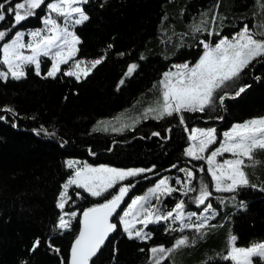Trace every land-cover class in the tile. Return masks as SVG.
Here are the masks:
<instances>
[{
    "label": "trees",
    "instance_id": "trees-1",
    "mask_svg": "<svg viewBox=\"0 0 264 264\" xmlns=\"http://www.w3.org/2000/svg\"><path fill=\"white\" fill-rule=\"evenodd\" d=\"M216 3L217 0H89L84 8L90 19L75 28L82 41L76 58L87 61L105 54L107 58L87 78L78 82L61 72L55 79H42L29 67L25 79L0 81V106L12 107L19 114L9 116L15 127L11 122L0 121V264H61V260L67 264L79 231L80 213L103 202V198L71 189L65 211L77 212L72 230L61 234L54 228L61 214L56 207L58 193L71 171L66 168L69 159L121 169L154 166L152 172L121 182L135 184L127 203L143 195L160 178L178 175V168L197 165L206 169L203 163L184 154L190 145L189 134L175 117L159 121L140 118L134 128L123 132L93 129L122 114H139L141 109L156 103L160 99L162 73L170 71L174 64L195 63L203 53L199 40L214 43L222 36L230 38L245 24L257 32L264 30L260 28L264 24V0H219L218 9ZM43 14L37 10V16L22 22L13 32L41 27L39 17ZM212 15L218 17L215 24ZM205 19V31L194 33L193 25ZM10 23L11 17L0 28L9 27ZM208 31H219L220 36L209 37ZM109 44L112 49H107ZM141 55L144 59H140ZM132 63L138 64V69L118 88ZM49 65L50 60L44 59L42 75ZM240 83L251 87L240 97L225 100L223 107L217 104V111L185 113L188 127H214L222 134L235 123L264 116V58L244 69ZM41 126L48 134H38L36 130ZM168 127H172L170 133L166 131ZM153 132L160 135L152 136ZM256 155L261 163L246 171L252 183L264 187V151ZM174 164L177 168H172ZM203 175L211 182L210 176ZM233 195L237 196L235 201L231 200ZM176 196L181 195L177 192L163 198L170 205L168 208L178 202ZM191 197L184 200L191 201ZM210 200L220 213L210 223L222 227L210 228L203 238L188 230L168 232V228H177L169 221L144 229L152 233L147 242L129 240L118 227L94 264H149L150 247H171L176 238L184 235L190 239L195 236V242L170 253L162 264H231L219 255L226 254L230 233L238 237V246L264 241V192L253 188L240 189L239 193L213 192ZM241 200L247 203L246 210L239 209ZM187 208L198 209L194 205ZM37 237L41 245L31 252ZM49 242L60 252L49 248Z\"/></svg>",
    "mask_w": 264,
    "mask_h": 264
},
{
    "label": "snow or ice",
    "instance_id": "snow-or-ice-1",
    "mask_svg": "<svg viewBox=\"0 0 264 264\" xmlns=\"http://www.w3.org/2000/svg\"><path fill=\"white\" fill-rule=\"evenodd\" d=\"M89 0H0V24H3L11 17L10 26L0 28V81L7 82L10 79L19 81L27 77L26 69L31 67L34 74L42 79H55L59 73L67 77H73L78 82L87 78L91 72L107 58L106 54L100 57L84 60L76 59L79 47L82 43L75 32L76 26L84 24L90 19L84 6ZM43 6V8H42ZM219 0L215 5L218 9ZM103 7V4H101ZM264 8V4H261ZM37 10H42L43 15L39 17L43 27L34 30H16L22 22L31 17L37 16ZM211 11V10H209ZM205 16L208 13L204 14ZM218 17L212 15V23H216ZM223 19L222 17L220 18ZM208 20H201L199 24L192 27L194 33L205 31ZM264 29V24L260 25ZM220 36L219 31H208V36ZM30 39L26 42L25 37ZM203 46V53L195 63L184 62L172 65L175 71H165L159 84L162 86L160 99L154 107H148L143 112V119L163 120L175 117L179 125L184 126L188 140L191 142L184 154L193 161H204L207 165L192 168H178L184 173V178H174V182L180 188L173 186L170 178L162 177L147 191L146 195H138L130 199L126 209L121 208L130 190L135 187L134 183L121 184L129 178H136L153 168H129L121 169L107 165L91 166L87 162L69 159L66 161V168L71 170L70 174L62 184V190L58 193L56 207L60 210L58 222L54 226L63 232L72 230V221L77 218V212H66L65 206L71 199L69 189H82L93 198H103L98 203L82 212V219L79 221L80 228L75 235L70 249V257L67 264H90L93 257L105 245L111 233L116 232L118 227L129 240L147 242L152 238L150 231H145L150 224H160L171 221L179 223L178 228H168V232H194L203 238L210 228L222 227V225L211 224L220 214L210 202L213 192L216 193H239L240 189L253 188L264 192V187L252 183L246 171L247 168H255L261 163L256 155L258 151H264V116L249 119L244 122L235 123L230 130L218 133L214 127L189 128L186 123L185 113H204L206 109L217 111V104L224 106L225 100L240 97L248 84H241V74L253 61L264 58V30L254 31L245 24L230 38L222 36L218 41L199 40ZM113 45H107L112 49ZM123 56L124 53H118ZM48 58L51 64L42 75L41 58ZM140 59H144L141 55ZM71 62V63H70ZM61 65H68L66 70ZM139 65L132 63L127 67L125 77L118 82L119 86L124 85L125 78L131 77ZM6 69V70H4ZM257 80L260 77H256ZM233 89L229 92L227 89ZM0 113H8V116L0 114V121H9V116L16 117L19 114L9 106H0ZM223 119V117H215ZM140 122L137 117L131 124H121L120 127H112V131L123 132L125 128H134ZM100 130L99 126L93 131ZM108 131V127L103 128ZM48 134L41 126L36 130ZM167 132L172 127L166 128ZM54 135V133H53ZM152 136H159V132L151 133ZM222 137V138H221ZM219 140L218 146L216 145ZM211 148V151L209 149ZM207 153V155H205ZM230 154L231 158L218 160L224 154ZM177 168V165H172ZM197 173L201 175L198 177ZM204 173L211 177V182L204 178ZM158 175V173H157ZM196 183H193V182ZM117 185H120L117 187ZM116 189L115 192L111 191ZM188 197L190 193H196L191 197V202L202 209L201 214L197 212H186V201L178 200L173 207L164 209L153 205V199L157 204H163L161 197H171L173 193ZM79 197L80 193H76ZM236 195L231 196L235 201ZM224 204V200L219 201ZM239 209L246 210L247 203L239 202ZM122 213V214H121ZM67 217V218H66ZM195 218V219H193ZM142 225V227H137ZM238 237L229 234L226 254L221 253L220 258L231 264H264V241H251L246 246L237 245ZM195 242V236L191 239L184 235L176 238L171 247L164 245L153 246L148 249L151 254L149 264H162L169 254L181 247H188ZM41 245V239L37 237L29 249L35 252ZM48 247L56 253L59 248H54L52 243ZM140 251H145L141 248ZM255 258V259H254ZM26 264V262H22ZM61 264H65L61 260ZM94 264V262H93Z\"/></svg>",
    "mask_w": 264,
    "mask_h": 264
},
{
    "label": "rangeland",
    "instance_id": "rangeland-1",
    "mask_svg": "<svg viewBox=\"0 0 264 264\" xmlns=\"http://www.w3.org/2000/svg\"><path fill=\"white\" fill-rule=\"evenodd\" d=\"M43 27V24H41V27H39V28H42ZM36 29V28H35ZM30 30H34V29H30ZM24 31V30H23ZM26 31H29V30H26ZM30 39V37H28V36H26L25 37V41L27 42L28 40ZM2 43V42H1ZM77 55V54H76ZM76 58V57H75ZM42 59V61H44V59H48V58H41ZM77 59V58H76ZM71 63V62H70ZM50 64H51V61H50ZM42 66V65H41ZM50 66V65H49ZM68 68V65H61V69H62V71L63 70H66ZM4 70H6V69H4ZM171 71H175V69L174 68H172L171 69ZM155 104L156 103H154V104H151V105H149V106H147V107H145V108H143V109H141V111L139 112V114H134V115H132V114H129V113H126V114H122V115H120V116H118L117 118H115V119H113V120H110V121H105V122H102V123H100V124H98V126H99V128L100 129H102L103 130V128L104 127H108V132H110V133H116L115 131H112L111 129H112V127L113 126H115V127H120V125L121 124H124V123H126V124H131L137 117H140V118H143V112L145 111V109H147L148 107H154L155 106ZM95 128H96V126H95ZM125 129H127V128H125ZM124 129V130H125ZM190 144H191V142H190ZM190 146V145H189ZM218 146V144H216V145H212L211 146V148H215V147H217ZM211 148L209 149V151H211ZM205 155H207V153H205ZM227 158H231V156H230V154H224V156H222V157H218L217 159L218 160H220V161H222L223 159H227ZM201 163H203L204 165H205V167L207 168V165H206V163L204 162V161H200ZM98 166H100V165H98ZM197 166V165H196ZM165 177H168V178H170V181L172 182V184H173V186H175V187H177V188H180V185H177V184H175V182H174V178H177V177H179V178H181V179H183L184 178V173H182V172H180L179 171V173H178V175L177 174H172V175H166ZM210 179H211V177H210ZM193 183H196L195 181L193 182ZM152 187H154V186H152ZM151 187V188H152ZM73 188H75L74 186L72 187V188H70L69 189V193H70V190L71 189H73ZM150 189V188H149ZM148 189V190H149ZM80 190H82V189H80ZM147 190V191H148ZM83 191V190H82ZM147 191L143 194V195H146L147 194ZM179 193V192H178ZM215 193V192H214ZM189 195H192V197L193 196H195L196 195V193H190ZM166 197V196H165ZM177 198H179V200L180 199H183L184 200V196H176ZM134 198V197H133ZM164 197H161V199H163ZM163 201V204H157L156 203V200L155 199H153V201H152V203H153V205H155L156 207H159V208H161V209H164L165 208V206L168 208V207H170V205L168 204V203H166L165 201L166 200H162ZM210 202L212 203V201L210 200ZM128 203H130V201L128 202ZM186 204H187V207H188V205H194L195 207H196V205L195 204H193L191 201H186ZM186 207V208H187ZM125 209H126V206L124 207ZM185 211L186 212H197L198 214H201V212H202V209L201 208H198L197 210H193V209H185ZM122 214V213H121ZM67 218V217H66ZM193 219H195V218H193ZM170 223H172L171 221H169ZM211 222V221H210ZM173 224V223H172ZM175 225H176V227L178 228L179 227V223H174ZM137 227L139 228V227H142V225H137ZM121 228V230H122V227H120Z\"/></svg>",
    "mask_w": 264,
    "mask_h": 264
},
{
    "label": "water",
    "instance_id": "water-1",
    "mask_svg": "<svg viewBox=\"0 0 264 264\" xmlns=\"http://www.w3.org/2000/svg\"><path fill=\"white\" fill-rule=\"evenodd\" d=\"M129 197H130V192H129V194H128V196L125 198V203L124 204H122L121 205V208H124L125 207V205H126V203H127V201H128V199H129ZM82 219V213H80V215H79V221ZM79 228H80V224H79ZM117 232V231H116ZM116 232H113V233H111L110 234V236H109V238H108V240L105 242V245H106V243L116 234ZM104 245V246H105ZM103 246V247H104ZM102 247V248H103ZM71 249V248H70ZM101 251V250H100ZM99 254V252L97 253V255ZM96 255V256H97ZM96 256L95 257H93V260L96 258ZM69 257H70V251H69ZM69 257H68V260H69ZM92 262H90V264H91Z\"/></svg>",
    "mask_w": 264,
    "mask_h": 264
}]
</instances>
